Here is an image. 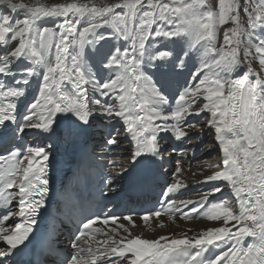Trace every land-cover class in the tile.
I'll return each instance as SVG.
<instances>
[{
    "label": "snow or ice",
    "instance_id": "obj_1",
    "mask_svg": "<svg viewBox=\"0 0 264 264\" xmlns=\"http://www.w3.org/2000/svg\"><path fill=\"white\" fill-rule=\"evenodd\" d=\"M218 5L217 14L210 0H0V264H264V0ZM229 22L234 27L217 47L218 26ZM204 114L222 156L198 200L173 199L187 186L165 179L157 207L117 214L107 204L93 211L91 195L85 204L55 187L56 146L82 147L90 130L103 129L102 158L113 146L128 147L120 170L104 172L95 194L126 207L169 175L165 145L191 138L184 128L195 129L192 118ZM30 135L41 143L25 144ZM91 176L84 159L76 183ZM228 190L238 212L227 198L208 207ZM176 212L222 223L198 235L146 239L120 222L135 227L140 215L163 227L162 215ZM65 220L75 223L70 247H61L56 228ZM98 222L116 227L85 249L84 237L104 232Z\"/></svg>",
    "mask_w": 264,
    "mask_h": 264
},
{
    "label": "bare ground",
    "instance_id": "obj_2",
    "mask_svg": "<svg viewBox=\"0 0 264 264\" xmlns=\"http://www.w3.org/2000/svg\"><path fill=\"white\" fill-rule=\"evenodd\" d=\"M42 2L47 3L51 6L52 3H69V2H77V3H96L97 5L100 3H104V0H42ZM22 18V17H21ZM226 27H234V25L229 22L227 25L219 26L218 30V40L219 43L223 42V31ZM246 25L244 20L241 21V32L244 31ZM242 42H246V36L240 37ZM244 46V45H242ZM51 55V51L48 53ZM253 67L258 69V62L253 63ZM100 76V74H98ZM36 87V80L34 78L32 88ZM67 87H71L68 85ZM31 89L30 95L28 97V102L31 101ZM202 107V102L200 104ZM195 109H193L194 111ZM207 115H201L198 119L193 117L192 120L195 121L197 127L195 129L185 127L184 130L189 132L191 138H185L184 141L177 142L174 140H170L167 145H165L166 151L163 152V156L165 157V162L163 164V170L168 171V176L163 178L162 184L165 179L169 182H173L175 180H179L182 184L187 187L181 188L175 196L172 198L179 201L184 199H193L198 200L201 195L206 194L209 189V184L201 183L204 180V177L207 174H211L213 171L219 170L217 164L220 163V158L216 162H209L206 158L211 161L214 158H218L219 154L222 156V153L219 152L218 144L214 140V130L213 134L208 131L206 126ZM192 121H190L191 123ZM116 127H120L117 123ZM101 129H92L94 133L95 148H91V155L94 163H97L99 160L103 159L104 163L107 164L109 161L113 163L114 166L106 167L108 172H118L120 170V166L124 164V155H126L125 149H127L128 144L127 141L124 142L119 147L113 146L112 152L108 154L106 157H101V147L100 145L103 143L102 139H98V136H102L100 134ZM90 132L85 136L88 137ZM31 139L30 143L33 145L41 143V140L36 135H30ZM33 138L35 140H33ZM213 138V139H212ZM163 143V141H162ZM65 144H58L54 150L55 156L62 150ZM217 156H214V154ZM179 167L181 171L172 175L171 173H175V169ZM161 191V190H160ZM223 198H227L228 200L234 199L230 190L225 191L223 197L218 193L215 198H210L208 203V207H210L211 202H221ZM228 201V203L230 202ZM229 205L233 208L232 203ZM207 208L201 210V212L206 211ZM234 211H239V204L237 202L236 208H233ZM137 226L129 225L127 221H123L121 219V223L125 224V226L129 227L130 233L132 236H140L141 238L146 239H154L160 236H176L180 237L182 234H187L188 236L198 235L200 231L205 230L208 226L216 225L220 226L222 222H214L208 221L206 217L201 215L194 214L191 218H182L179 212L172 213L171 215L165 214L162 215L160 220L163 223V227L158 226V223L155 219L149 221L148 224H145L140 217H134ZM96 228H101L104 230L103 233H97L95 236V240L90 237L83 238L81 244L87 249L88 245H91L93 248L96 247V241H102L107 238L104 233L108 232L110 228L116 227V225H104L103 223H97L94 225ZM118 231L123 236L129 235V233H124L122 229H118ZM87 241V244L84 241ZM252 238L245 239V246L248 242H251ZM218 251V250H217ZM87 256V252H85Z\"/></svg>",
    "mask_w": 264,
    "mask_h": 264
},
{
    "label": "rangeland",
    "instance_id": "obj_3",
    "mask_svg": "<svg viewBox=\"0 0 264 264\" xmlns=\"http://www.w3.org/2000/svg\"><path fill=\"white\" fill-rule=\"evenodd\" d=\"M102 4L103 3H100L97 6H101ZM210 5H211V10H213L214 12H216L218 14L219 13L218 0H210ZM218 28H219V26H218ZM217 38H218V31H217ZM189 39H191L193 41V43H195V36L194 35L191 36V37H189ZM201 43H203V42H201ZM216 44H217V47H219V44L220 43H219V40L218 39L216 40ZM111 47H112V42L111 41H107V42L104 43V50L105 51L110 50ZM205 51H206V48H203V47L200 48V51H199L196 59H198V60L199 59H204L205 58V56H204ZM194 63H195V61L193 60V64ZM101 73L107 75V73H104L103 71L98 72V74H100V76L102 75ZM211 133L213 134V131ZM213 137H214V135H213ZM214 156H217L216 152H215ZM220 157H221V155L219 154V157L218 158H214L212 161L210 159H208V158H206V159L209 162H216ZM228 201H230V200H228ZM229 203H232V205L234 204L233 205V208H236L237 201L235 200V198L232 199Z\"/></svg>",
    "mask_w": 264,
    "mask_h": 264
}]
</instances>
